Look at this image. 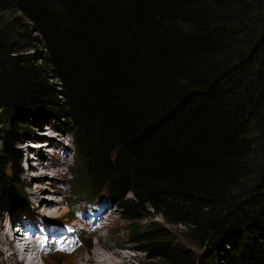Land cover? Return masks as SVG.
Wrapping results in <instances>:
<instances>
[{"label": "trees", "instance_id": "1", "mask_svg": "<svg viewBox=\"0 0 264 264\" xmlns=\"http://www.w3.org/2000/svg\"><path fill=\"white\" fill-rule=\"evenodd\" d=\"M34 117L141 264H264V0H0V214Z\"/></svg>", "mask_w": 264, "mask_h": 264}, {"label": "rangeland", "instance_id": "2", "mask_svg": "<svg viewBox=\"0 0 264 264\" xmlns=\"http://www.w3.org/2000/svg\"><path fill=\"white\" fill-rule=\"evenodd\" d=\"M36 118L34 117L30 122H32V130L36 136H45L43 135L44 133H50L47 129V127L52 126L55 128L58 126H63L62 121L58 119H38L35 120ZM41 122V126H37V123ZM50 124V125H49ZM2 129L1 123H0V130ZM50 129V128H49ZM43 131V132H40ZM59 132L60 135H55L52 137H48L45 140L47 142L51 143L53 145L52 147H47L44 146L45 148L42 149L44 156L42 157L41 161H37L36 159H30V156L28 155L27 158L30 161V165L32 167L28 168L31 169L30 172H28V169L24 167V162H21V167H22V172L20 173V180L27 184V186L24 188V192L27 196V201L22 204V206H25L24 208L18 210L19 208L11 211H4L0 214V225L1 224H6L10 220H12L13 216L16 218L17 216V211H20L19 213L21 214V211L26 208L24 211V214L29 215V218L36 224L40 221H47L48 219H54L58 223L65 224L68 223L69 225H73V230H77L78 232L75 235H72L71 230H55V237H61L59 239L60 243L64 244V249L63 251L65 253L63 254H57L56 252L51 253L50 255H47V257H43L42 260L37 258L36 263L37 264H101L94 258L93 262H88L93 256L95 251L97 250H105L107 251L104 246L108 245L111 248H115V246H123L120 250V248L116 249V251H124L127 255L131 256V259L128 260L125 263H118V264H141L144 261V253L138 252L134 250V244L129 242L127 239V225L128 221L123 220L118 212V208L112 205H110V209H112L111 213L109 214L108 209L107 211L105 210H100L98 212V215L101 214L103 211V214L100 216H103L101 219L97 221V219L100 216H96L94 220V223H96V227L98 232L94 233L93 235L89 233L88 230H86L85 225L89 226L88 223L83 222L80 219L82 217L81 214V209L80 211L72 210L68 207L66 203H73L76 201L74 198V187H72L71 184V178L72 175L70 173V170L73 168V145L71 142V136L70 133L67 132ZM43 133V134H42ZM43 138H38V140H42ZM29 139L26 141V143L22 144L18 148H20L21 152H31L32 151V144H30ZM39 142H44V141H39ZM57 144V145H56ZM49 145V146H51ZM1 131H0V148H1ZM36 150V149H34ZM37 153V151H35ZM50 152V153H49ZM53 153V155H51ZM47 168L46 173H48L47 176H45L43 179L42 178H37L38 175L43 172L41 170L40 165L38 168L35 169V167L39 164H41ZM32 163V164H31ZM58 171H60V175L58 178H53V175L58 174ZM52 176V177H51ZM53 184V185H52ZM29 186V187H28ZM31 190H35L38 192L37 197H36V202H34V198H32L29 193ZM80 202L78 207H81L82 205L88 206L93 210H97V207H99L102 203L104 205L106 204V199L103 197L101 198L98 202L97 201H91L88 204L83 201H87L85 196H80ZM47 202H52V204L44 205V203ZM89 202V201H88ZM96 202V203H95ZM111 204V203H110ZM52 208V209H51ZM28 209V210H27ZM27 211V213H26ZM87 210L84 209V213ZM71 213V214H69ZM109 214V216H107ZM27 218V216H26ZM26 221V219H22ZM26 223V222H24ZM57 223V224H58ZM28 224V223H27ZM48 226V225H47ZM100 226V227H99ZM106 226V227H105ZM172 229H179L177 232L180 234V229H182V226L176 227V226H170ZM53 227V226H51ZM82 231V232H79ZM4 233L2 244L0 243V247L3 246L4 248L8 249L6 247L7 242V227L4 228ZM65 233H71L70 239L64 240L65 238ZM81 233V239H79L78 234ZM47 238L45 240L44 245L46 246L49 244L51 241L54 239ZM76 238L80 240V244L76 242ZM83 242V243H82ZM184 245L194 251L197 256L203 252V248H197L195 245L190 244L188 242H183ZM104 245V246H103ZM12 247L15 250V245L11 244V249ZM12 250L11 253H14ZM10 253V252H9ZM55 253V254H54ZM15 254V253H14ZM17 253L15 254V261L19 262L20 258L16 257ZM110 256V255H108ZM36 257V256H34ZM13 261V262H15ZM1 262V258H0ZM217 264H222V260L219 259Z\"/></svg>", "mask_w": 264, "mask_h": 264}, {"label": "bare ground", "instance_id": "3", "mask_svg": "<svg viewBox=\"0 0 264 264\" xmlns=\"http://www.w3.org/2000/svg\"><path fill=\"white\" fill-rule=\"evenodd\" d=\"M40 132H43V131H40ZM43 134V133H42ZM48 133L46 132V133H44L43 135H47ZM51 135H53L52 133H51ZM30 144H32L31 146L33 147V146H36V150L35 151H37V161L39 162V161H41L42 160V157L44 156V154H43V151H42V149L43 148H45L44 146H46V142H38V144L37 145H34L35 143H30ZM48 144H51L50 142L48 143ZM57 145V144H56ZM41 163V162H40ZM32 164V163H31ZM40 165V167L39 168H41V170L43 171V172H41V174L40 175H38L37 176V178H44L45 176H47L48 175V173H46L45 171H47V168L46 167H44L43 165H42V163L41 164H39L38 163V165L35 167V169L36 168H38V166ZM30 167H32L31 165H29L28 166V168H30ZM32 169V168H31ZM31 169H28V172H30V170ZM60 173V171H58V174H56V175H53V178H58L59 177V174ZM52 177V176H51ZM53 185V184H52ZM37 194H38V192L37 191H35V190H31V192L29 193V195L32 197V198H34L35 200H34V202H36L37 203V201H36V197H37ZM48 204H52V202H47V203H44V205H48ZM52 209V208H51ZM26 210V208L25 209H23L22 211H21V214H24V211ZM28 210V209H27ZM103 210V209H102ZM18 213H17V216L16 217H20V211H17ZM26 213H27V211H26ZM85 215H88L89 214V212L88 211H86L85 213H84ZM103 214V211L101 212V214L100 215H102ZM100 215H98L97 214V216H100ZM27 216V218H25L26 219V223L25 224H31V225H33L32 226V232H35V230H37V228L35 227V223L31 220V218H29V215H26ZM103 216H100L98 219H97V221L99 220V219H101ZM12 219H14V216H13V218ZM49 220V219H48ZM96 220V219H95ZM84 222H86V223H88V225L93 229V231H95V233H97L99 230L97 229V227H96V223H94V220H89V219H84ZM59 225H61L62 227H64L65 229H70V225L68 224V223H65V224H61V223H58ZM5 227H9V222L8 223H6V224H1L0 225V243L2 244V240H3V237H5L4 236V233H2V231H4V228ZM100 227V226H99ZM106 227V226H105ZM46 230H47V232L49 233V230L46 228ZM98 230V231H97ZM14 236H17V234H13ZM6 242H7V245H6V247L8 248V249H6V248H4L3 246H1L0 247V258H1V262H0V264H37L36 263V260H37V257H34L33 255H25L27 252H31L32 250H36V255L38 256V257H40V260H42V258L44 257H47V255H44V249H43V243H44V240H42L41 242H37V241H33L35 244H37V246H34V244L33 243H28L27 244V246H26V248L23 250V251H18V249H17V247H15V250H14V248L12 247V249L10 248L11 247V244H13V239L12 238H10L9 236H8V228H7V238H6ZM3 245V244H2ZM104 246V245H103ZM123 246H119V247H117V246H115V248H111V247H109L108 245H106V246H104V248L107 250V251H105V250H102V249H100V250H96L95 251V253H94V256L88 261V262H93L94 261V258L95 259H98L97 261L99 262V263H101V264H118V263H125V262H127L128 260H130L131 259V256H129V255H127L126 253H124V251H120L121 250V248H122ZM118 248H120V250H118V251H116V249H118ZM12 250H14L13 252L16 254L17 253V255H16V257L18 258H20V261L18 262H16L15 261V259L13 258V257H15V254L14 253H11V251ZM10 252V253H9ZM55 254V253H54ZM57 254H63V252L62 251H58L57 252ZM64 255V254H63ZM108 255H110V256H108ZM13 261H15V262H13Z\"/></svg>", "mask_w": 264, "mask_h": 264}]
</instances>
